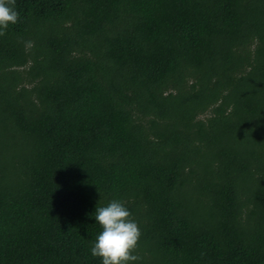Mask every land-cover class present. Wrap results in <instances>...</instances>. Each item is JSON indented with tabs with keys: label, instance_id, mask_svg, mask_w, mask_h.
<instances>
[{
	"label": "trees",
	"instance_id": "1",
	"mask_svg": "<svg viewBox=\"0 0 264 264\" xmlns=\"http://www.w3.org/2000/svg\"><path fill=\"white\" fill-rule=\"evenodd\" d=\"M0 29V264H264V0H14Z\"/></svg>",
	"mask_w": 264,
	"mask_h": 264
},
{
	"label": "clouds",
	"instance_id": "2",
	"mask_svg": "<svg viewBox=\"0 0 264 264\" xmlns=\"http://www.w3.org/2000/svg\"><path fill=\"white\" fill-rule=\"evenodd\" d=\"M17 20L14 0H0V29L15 24ZM93 212L91 217L100 231L90 244V255L98 258L100 264H138L140 257L135 250L141 231L127 203L112 199L100 206L96 204Z\"/></svg>",
	"mask_w": 264,
	"mask_h": 264
}]
</instances>
